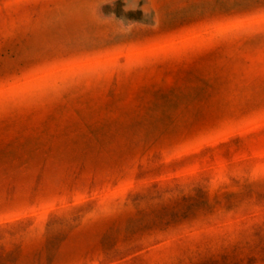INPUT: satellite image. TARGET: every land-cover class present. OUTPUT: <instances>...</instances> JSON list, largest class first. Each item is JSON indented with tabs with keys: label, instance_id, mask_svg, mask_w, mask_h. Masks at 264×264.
Returning a JSON list of instances; mask_svg holds the SVG:
<instances>
[{
	"label": "rangeland",
	"instance_id": "1",
	"mask_svg": "<svg viewBox=\"0 0 264 264\" xmlns=\"http://www.w3.org/2000/svg\"><path fill=\"white\" fill-rule=\"evenodd\" d=\"M0 264H264V0H0Z\"/></svg>",
	"mask_w": 264,
	"mask_h": 264
}]
</instances>
